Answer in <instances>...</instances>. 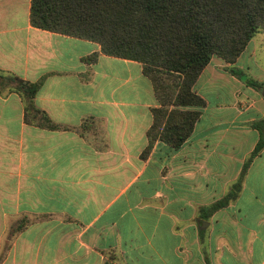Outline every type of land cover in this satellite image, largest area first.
<instances>
[{
	"label": "crops",
	"instance_id": "0c3cea01",
	"mask_svg": "<svg viewBox=\"0 0 264 264\" xmlns=\"http://www.w3.org/2000/svg\"><path fill=\"white\" fill-rule=\"evenodd\" d=\"M29 11L0 0V73L41 81L34 104L59 127L25 118L21 93L0 86V264H264V148L238 196L207 211L258 140L264 37L202 69L206 104L174 150L148 140L159 103L140 62L35 27Z\"/></svg>",
	"mask_w": 264,
	"mask_h": 264
},
{
	"label": "trees",
	"instance_id": "16d2710c",
	"mask_svg": "<svg viewBox=\"0 0 264 264\" xmlns=\"http://www.w3.org/2000/svg\"><path fill=\"white\" fill-rule=\"evenodd\" d=\"M29 18L35 27L97 42L103 54L140 62L159 103L152 108L148 140L158 138L176 150L206 104L193 90L199 73L212 57L234 63L250 39L264 33V0H30ZM84 60L95 62L96 54ZM228 71L240 74L234 67ZM5 83L21 93L25 118L59 127L34 104L41 81L0 73V86ZM252 125L258 140L228 192L207 207L210 213L238 196L248 167L264 148V121Z\"/></svg>",
	"mask_w": 264,
	"mask_h": 264
},
{
	"label": "rangeland",
	"instance_id": "374dc122",
	"mask_svg": "<svg viewBox=\"0 0 264 264\" xmlns=\"http://www.w3.org/2000/svg\"><path fill=\"white\" fill-rule=\"evenodd\" d=\"M261 37L262 38L264 37V33L259 32V33H257V34L254 35L253 40L254 41H258Z\"/></svg>",
	"mask_w": 264,
	"mask_h": 264
}]
</instances>
